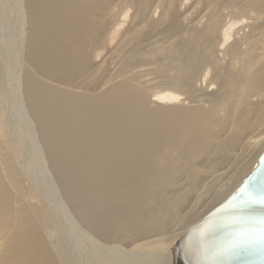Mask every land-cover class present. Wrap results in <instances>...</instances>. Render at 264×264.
<instances>
[{"label":"bare ground","instance_id":"6f19581e","mask_svg":"<svg viewBox=\"0 0 264 264\" xmlns=\"http://www.w3.org/2000/svg\"><path fill=\"white\" fill-rule=\"evenodd\" d=\"M263 148L264 0H0V264H174Z\"/></svg>","mask_w":264,"mask_h":264},{"label":"water","instance_id":"95a60500","mask_svg":"<svg viewBox=\"0 0 264 264\" xmlns=\"http://www.w3.org/2000/svg\"><path fill=\"white\" fill-rule=\"evenodd\" d=\"M248 192H264V148L240 184L176 240L174 264H264V246L240 242L264 217V203L245 202Z\"/></svg>","mask_w":264,"mask_h":264},{"label":"snow or ice","instance_id":"6c2138e0","mask_svg":"<svg viewBox=\"0 0 264 264\" xmlns=\"http://www.w3.org/2000/svg\"><path fill=\"white\" fill-rule=\"evenodd\" d=\"M246 203H264V192L253 194V192L247 193ZM240 242L243 244H259L264 246V217L259 220L258 230H250L241 234Z\"/></svg>","mask_w":264,"mask_h":264},{"label":"rangeland","instance_id":"374dc122","mask_svg":"<svg viewBox=\"0 0 264 264\" xmlns=\"http://www.w3.org/2000/svg\"><path fill=\"white\" fill-rule=\"evenodd\" d=\"M9 109V108H8ZM9 112H10V114H14V112L12 111V110H10L9 109ZM24 143H26L27 144V142H24ZM192 202H190L188 205H190ZM189 210V206H187V204H186V207L183 209V212H185V211H188Z\"/></svg>","mask_w":264,"mask_h":264}]
</instances>
